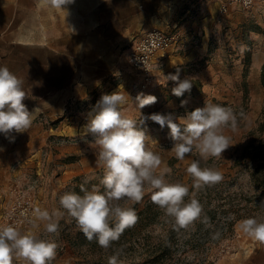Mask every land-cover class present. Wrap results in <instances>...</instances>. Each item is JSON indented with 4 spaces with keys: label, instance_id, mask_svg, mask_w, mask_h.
I'll use <instances>...</instances> for the list:
<instances>
[{
    "label": "rangeland",
    "instance_id": "374dc122",
    "mask_svg": "<svg viewBox=\"0 0 264 264\" xmlns=\"http://www.w3.org/2000/svg\"><path fill=\"white\" fill-rule=\"evenodd\" d=\"M225 2L227 0H148V4L140 10L133 3L124 0L117 8L122 11L121 14H113L116 10L113 6L106 9L104 5H100L89 6L85 17L88 15L96 19L95 24L90 23L93 27L89 34L97 35L100 32V27L104 25L100 18L105 11L112 17H117V23L111 25L114 31L128 29L130 32L135 30L142 34L147 29L159 27L169 32H180L181 48L170 51L168 55L186 53L191 58V50H195L197 58L176 67L172 66L173 56L168 60L167 55L166 60L159 62L154 70L164 69L161 74L164 75L167 92H162L155 108H143L139 111L144 115L171 113L179 118L188 111L203 107L206 101L230 107L238 120L235 130L225 127L227 131L223 132L230 137V146L221 157L201 162L212 165L209 168L218 170L221 174L232 173L235 176L237 170L233 165L236 159L253 140L252 131L263 121L261 111L264 105V86L261 72L259 70L258 73L256 67L254 68L252 59L264 56V0H255L249 8L234 2L224 11L222 4ZM29 7L25 4L22 14L29 23L32 20L36 23L37 16L42 14V8L39 15V6L36 5V16L28 13ZM97 19L100 20L99 23ZM55 21L58 23L56 17ZM46 26L44 24L43 30ZM56 28L58 30V24ZM131 39L129 33L126 37L105 40L106 54L97 56L105 71V77L82 98H75L71 94L83 78V72L78 68L81 64H77V68L68 64V59L76 56L59 48L55 55L42 48L24 50L25 89L29 91L34 87L38 93V97H31L29 91V97L24 103L29 111L37 105L40 111L35 115L28 131L11 133L9 138L0 134V227L12 224L22 233L30 232L55 241L58 248L50 264H54L55 260H62L63 264H108L109 248H101L95 239L88 241L80 236L81 230L74 218L66 212L59 219L58 231L49 234L44 230L42 222L26 220V208L34 211L39 207L50 213L55 210L64 211L59 203L60 197L65 192H72L70 183L77 175L84 176L85 181L91 184L90 189L98 186L103 191L100 184L103 168H90L88 165L89 157L99 149L93 144V136L86 133L85 125L96 114V105L101 96L115 92H122L128 97V101L121 107L122 114L128 118L140 119L135 89L142 76L127 63L126 53L134 42ZM30 58L37 60L36 63L28 64ZM48 59H55L56 70L47 65ZM175 60L183 59L177 57ZM166 65L169 68H165ZM204 69H209L208 81L204 85L196 86L201 91L202 99L190 98L184 106H181V102L171 105L170 94L177 82L169 77L178 74L179 80L189 79L192 82L188 74ZM181 101L187 100L181 96ZM137 127L149 138L146 143L151 146L147 148L155 146L157 148L153 152H161V155L166 156L156 174L163 173L169 183H182L189 187L193 179L186 169L192 160L199 159L198 153L194 151L185 160L179 161L170 151L174 142L169 137L167 126L161 128L159 124L149 120L143 126ZM237 179L233 183L234 189L239 191L243 188L241 186H247V173L239 175ZM144 192V195L150 194L152 189L146 185ZM120 203L122 206H130L133 202ZM240 221L236 222L232 232L221 238L213 237L198 259L191 252L183 254L182 248L176 247L178 257L174 264H264V243L243 233L239 228ZM161 232L162 228L158 226L154 235H160ZM156 242L148 245L127 240L123 247L124 257L117 262L135 264L130 249L140 250L139 253L147 252L157 248ZM143 243L146 241L143 240Z\"/></svg>",
    "mask_w": 264,
    "mask_h": 264
},
{
    "label": "clouds",
    "instance_id": "9594fccd",
    "mask_svg": "<svg viewBox=\"0 0 264 264\" xmlns=\"http://www.w3.org/2000/svg\"><path fill=\"white\" fill-rule=\"evenodd\" d=\"M41 3L51 9L66 11L74 0H41ZM169 78L177 82L172 89L177 97L190 91L191 80L181 81L178 74ZM28 97L29 91L25 89L23 79L6 65H0V134L5 138H9L11 133L26 132L32 126L40 108L29 111L23 102ZM127 101L128 97L122 92L102 95L96 105V114L85 125L86 133L93 136V144L99 149L96 163L104 170L100 181L103 191L93 186L91 190L81 187L83 195L65 192L59 201L64 211L50 213L46 209L35 208V220L43 223L47 233L58 231L59 219L66 212L74 218L88 241L95 239L101 248L108 249L138 220L135 209L122 206L120 202L139 203L146 185L152 189V202L172 217L178 226L187 227L201 218V203L195 198L185 201L189 187L182 183H169L163 173L156 174L161 157L147 148L149 138L137 125L150 120L161 128L167 126L169 137L174 142L170 151L179 161L185 160L194 151L198 153L199 159L192 160L186 172L193 179V187L199 189L223 180L218 170L201 167V161L221 157L230 146V137L223 134V129L237 128L236 114L230 107L206 101L203 107L188 111L179 118L171 113L144 115L139 110L155 104L157 97L140 94L136 97L140 119L136 120L121 112L122 105ZM185 104L186 101H181V106ZM208 221L205 216L202 222L207 224ZM239 228L250 238L264 243V221L245 218L239 222ZM218 236L217 232L214 238ZM57 248L55 241L30 232L22 233L12 224L0 227V264H13L14 254L25 258L29 264H50ZM118 256L119 253L110 256L108 264H117Z\"/></svg>",
    "mask_w": 264,
    "mask_h": 264
},
{
    "label": "crops",
    "instance_id": "0c3cea01",
    "mask_svg": "<svg viewBox=\"0 0 264 264\" xmlns=\"http://www.w3.org/2000/svg\"><path fill=\"white\" fill-rule=\"evenodd\" d=\"M121 1L124 0H74V3L66 7V11H58L44 6L41 3V0H0V65H6L13 73L22 78L24 81L23 59L24 50L26 48H29L32 51L34 49L42 48L47 53H51L53 55H55L56 49L59 48L62 51L76 56L74 58H69L68 64H71L74 68H77V64H81V66H78V68H80V70L83 72V78L79 80L71 94L75 98L87 96L89 92L99 83H101L105 77V71L102 68L101 61L99 58H97L98 55L106 54V47L104 45L105 40L119 39L121 36L126 37L130 33V38H132L131 40L135 41L148 30L147 29L146 31L142 32V34L135 32V30L130 32L128 29L114 31L111 25L113 23H117V17H112L108 11H105L100 18L104 23V25L100 27V32L97 35L92 33L89 34V32H92L91 29L93 27L90 23L95 24L96 19L88 15L85 17L87 14V8L89 6L98 7L100 5H104L106 9L114 7L116 10L113 12V14H121L122 11L120 9L117 10ZM126 1L133 3V5L139 7L140 10H142L141 8L148 4V0ZM25 4L30 6L28 13L35 14L36 16L38 13L40 15V8H42V14L37 16L36 23L33 20L31 23H29L28 19L22 14L25 11ZM36 5L39 6L38 13L36 12ZM55 17L58 19V23L55 21ZM98 19L97 23L100 21ZM44 24L47 25L45 30H43ZM57 24L58 30H56ZM37 32H39V35H36ZM181 46L182 44L178 49H180ZM191 53V58L188 56V54L186 55V53L171 54L168 55V60L173 56L174 62L172 66L176 67L182 63H188L197 58L198 54H196L195 50H193V52L191 50ZM126 54L128 55V52ZM177 57H182L183 60H175ZM36 61L37 60L30 58L28 59L27 63L33 65L36 63ZM252 63L254 68L256 67L258 73L259 70L261 72L264 63V56L257 58L253 57ZM47 65L52 70H56L55 59H48ZM165 68H169V65H166ZM163 70L164 69L154 70L155 78L152 81L153 83H151L144 94L154 95L157 97V102L151 106H146L144 110L155 108L162 92H167L165 91L166 83L163 79L164 75L161 74V71ZM194 70L195 69L193 68V72ZM208 70L209 69H204L203 71H199L197 73L188 74L192 79L193 85L190 91H186L182 95V97L187 100L186 102L190 101V98L202 99L203 96H201V91L196 89V86L198 87L201 84L204 85V83H207ZM30 89L31 90L29 91H31V97H38V93L36 92L35 88L32 87ZM170 95L171 97L169 103L171 105L181 102V96L177 97L172 91ZM35 101L38 102L37 99ZM36 107H38V105ZM36 107L32 108L34 109ZM137 126H143V124H138ZM155 130H157V127H155ZM226 131L227 129L224 128L223 132ZM149 145V143H146V146ZM155 148L157 147L153 146L149 150L155 151ZM160 153L156 154L161 157L162 162L163 159H166V156H163ZM96 158V153L89 157L88 165L90 168L99 167L96 163ZM13 264H29V262L21 256H13ZM54 264H63V262L62 260H55Z\"/></svg>",
    "mask_w": 264,
    "mask_h": 264
},
{
    "label": "trees",
    "instance_id": "16d2710c",
    "mask_svg": "<svg viewBox=\"0 0 264 264\" xmlns=\"http://www.w3.org/2000/svg\"><path fill=\"white\" fill-rule=\"evenodd\" d=\"M261 82L264 86V63L261 70ZM245 85L247 90L246 80ZM261 118L263 121L259 127L252 131L253 140L233 165V168L237 170L235 176L232 173H224L220 183L202 186L199 189L193 187L192 181L185 201L195 198L201 203L203 212L200 219L187 227H180L172 217L152 202L151 193L144 195L139 203L130 205L136 211L137 222L123 232L120 239L109 247L107 253L110 256L119 253L118 260H122L123 247L127 240L148 245L157 241L155 244L157 248L147 252L139 253L140 250L131 248L132 261L135 264H174L178 257V248H176L178 246L182 248L183 254L191 252L197 258L204 252L207 243L212 241L217 232L218 237L221 238L234 230L236 222L245 218L254 217L264 221V105ZM201 167L209 168L212 165L201 162ZM243 173H247V188L241 186L243 188L237 191L233 188V183ZM90 186L91 184L85 181L83 175L75 176L70 183L72 192L80 195H83L81 187L91 190ZM205 216L209 218L207 224L202 222ZM158 226H161L162 232L155 236L154 231ZM80 236H84L81 231ZM143 240L146 243H143Z\"/></svg>",
    "mask_w": 264,
    "mask_h": 264
},
{
    "label": "built area",
    "instance_id": "2783aa9c",
    "mask_svg": "<svg viewBox=\"0 0 264 264\" xmlns=\"http://www.w3.org/2000/svg\"><path fill=\"white\" fill-rule=\"evenodd\" d=\"M238 2L244 8L251 7L255 0H227L222 4V10ZM182 44L179 31L169 32L163 28L153 27L133 42L128 51L127 63L140 76L141 82L136 85L135 95L145 94L154 79V68L166 59L170 51H174ZM31 208H26V220L33 222L35 217Z\"/></svg>",
    "mask_w": 264,
    "mask_h": 264
}]
</instances>
